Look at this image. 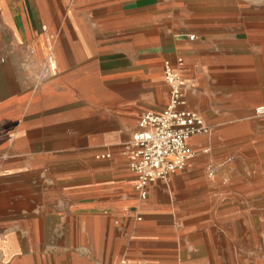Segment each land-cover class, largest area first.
Masks as SVG:
<instances>
[{"label":"crops","instance_id":"0c3cea01","mask_svg":"<svg viewBox=\"0 0 264 264\" xmlns=\"http://www.w3.org/2000/svg\"><path fill=\"white\" fill-rule=\"evenodd\" d=\"M166 60L211 131L142 197ZM256 130L264 0H0V264H264Z\"/></svg>","mask_w":264,"mask_h":264},{"label":"built area","instance_id":"2783aa9c","mask_svg":"<svg viewBox=\"0 0 264 264\" xmlns=\"http://www.w3.org/2000/svg\"><path fill=\"white\" fill-rule=\"evenodd\" d=\"M177 63L182 64L181 57ZM163 78L169 87L166 106L159 113L144 112L138 120L139 129L127 144L130 169L138 175L142 197L148 183L182 170L187 160L194 157L195 151L188 145L191 137L211 131L199 113L186 107L179 72L168 60L163 64ZM109 156L103 153L98 157Z\"/></svg>","mask_w":264,"mask_h":264},{"label":"rangeland","instance_id":"374dc122","mask_svg":"<svg viewBox=\"0 0 264 264\" xmlns=\"http://www.w3.org/2000/svg\"><path fill=\"white\" fill-rule=\"evenodd\" d=\"M255 132H257L258 135L253 136L252 145L250 146V149L252 148L253 151L255 149L260 152L261 150H264V135L261 133L260 130H256ZM14 221H15V218H14Z\"/></svg>","mask_w":264,"mask_h":264}]
</instances>
